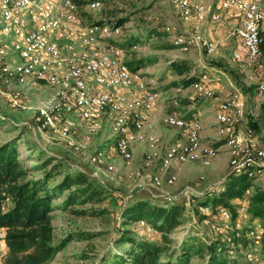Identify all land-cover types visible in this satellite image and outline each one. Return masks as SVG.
Returning a JSON list of instances; mask_svg holds the SVG:
<instances>
[{"label":"built area","instance_id":"1","mask_svg":"<svg viewBox=\"0 0 264 264\" xmlns=\"http://www.w3.org/2000/svg\"><path fill=\"white\" fill-rule=\"evenodd\" d=\"M215 2V1H214ZM168 0L179 26H167L164 32L171 37L176 50L189 53L205 51L208 55L217 49L207 28L223 20L234 21L232 36L239 49L232 59L241 64L240 71L254 66L261 56L264 43V0ZM102 3L89 2L86 13L100 11ZM80 8L72 0H0V93L2 88L18 87L22 90L9 92L7 102L11 109L25 110L22 96L32 87L44 85L51 90L48 98L37 108L35 125L27 129L35 137L46 142L55 140L72 147L74 151L85 149L84 143L95 138L106 126L113 140L112 154L128 167V179L143 183L161 201L166 203L183 200L188 208L194 207L200 214H209L210 207L191 206L192 197L200 191L189 189L178 197L164 193V187H173L175 173L162 178L159 174L145 176V171L158 165L162 173L174 166L199 163L210 166L220 155L221 148L215 142L201 139L202 123L198 114L184 119L177 111L178 99H172L166 111L168 127L186 132L184 142L169 145L163 152L159 139L151 132L150 113L158 106L160 97L145 82L140 71L133 72L127 61L140 50L139 44L119 46L110 43L109 50L100 52L99 42L108 44L122 35V28L112 24H90L75 29L81 20ZM182 25V26H181ZM184 26H188L184 30ZM78 35L79 46L85 51L77 55L71 43ZM64 41L66 43H60ZM255 83L256 93L264 98V69L258 78L248 76ZM220 80L209 73H202L190 86L195 97L204 100L214 95L212 85ZM247 95L239 89L227 93L216 106L217 141H224L229 156V170H245L256 181L264 177V145L254 137L251 128L242 132L245 121ZM264 136V134H263ZM145 145L142 163L132 167L137 145ZM102 152L90 155L88 162L97 173H115ZM132 167V168H130ZM95 173V174H97ZM250 195V190L246 196ZM10 205L8 198L0 203V213ZM237 219L232 221L230 211L220 207L217 211L222 224L209 220L210 226L222 240L232 245L239 239L247 220L246 199L238 202ZM194 222V220H193ZM148 231L152 227L140 223ZM245 258L249 264H264V236L261 231H250ZM7 229L0 226V264L8 256Z\"/></svg>","mask_w":264,"mask_h":264},{"label":"trees","instance_id":"2","mask_svg":"<svg viewBox=\"0 0 264 264\" xmlns=\"http://www.w3.org/2000/svg\"><path fill=\"white\" fill-rule=\"evenodd\" d=\"M72 1L80 8L92 1H103L107 4L111 2ZM115 15L114 8L103 9L98 19L89 17L91 22L88 25L112 24L122 28L126 19L117 18ZM130 41L135 42V37H131ZM134 44L138 43H129L128 46ZM152 45L158 51H173L177 48L173 40L170 43ZM137 54L133 53L127 61V66L133 72L152 68L159 62L156 55L137 58ZM166 64L167 71L176 78L168 85L169 88L187 89L199 77L194 71L195 64L189 59L173 58L167 60ZM252 68L257 69L258 78L261 69H264V43L261 45V56ZM200 101L203 99L197 97L179 100L178 110L184 109V119L187 120L195 114V108L188 112L186 108L191 105L199 106L202 103ZM262 109L264 114V106ZM0 120L3 121L1 117ZM249 126L255 133L260 130L256 122H249ZM21 136L20 132L0 143V203L6 198L10 201L7 210L0 213V226L7 229L8 256L3 264H50L73 240L67 234L55 241L53 213L64 210L77 217L105 215V209L95 207L103 204L110 192L86 173L65 165L49 154H39L36 159H23L15 147V141H19ZM222 145L224 141H219L214 147L219 148ZM30 162L33 165H27ZM248 190L250 195L246 196ZM200 192L192 197L191 206L210 207L209 214H200L194 207L187 208L185 202L166 203L150 198H130L124 202L122 199V205L119 202V217L125 228L117 231L115 242L119 248L125 245L128 248L124 249L123 255L102 258L100 264H249L245 258V252L251 243L248 233L261 231L264 236V186L255 184L245 170H229L214 188ZM243 199H246L248 218L244 222L240 238L233 239L232 245L222 239L208 243L204 239L193 238L190 242L174 246L170 235L185 226L186 214L189 218V213H192L190 221L194 220L195 224L209 220L211 224L219 226L222 221L217 214L218 209L227 208L232 221H235L238 202ZM141 222L152 227L149 235L160 233L159 241L139 235L138 231H143L139 226ZM145 232L147 234V229Z\"/></svg>","mask_w":264,"mask_h":264},{"label":"rangeland","instance_id":"3","mask_svg":"<svg viewBox=\"0 0 264 264\" xmlns=\"http://www.w3.org/2000/svg\"><path fill=\"white\" fill-rule=\"evenodd\" d=\"M101 3L102 6L100 11L90 14L86 13L85 8L83 7L81 20L75 29H81L87 26L91 22V17L93 19H98L103 9L111 10L114 8L116 14L115 17L126 19L125 24L122 27V35L115 39L113 43L115 42L117 45L123 46H128L129 43H138L140 50L137 52V58L153 55H156L159 58V62L155 66L141 70L140 72L148 86L160 95L158 99L159 104L152 112L158 120V126L160 127H158L157 130L155 129V132L152 133L159 139L162 145H165L166 143H168L167 145L174 144V142H171V138H176V136L180 138V136L166 124V111L170 105L169 103L175 98L178 100L182 98L191 100L194 99L195 96L190 87L187 89L168 87V85L175 81L176 78L167 71V60L176 58V56H179L181 53L179 54V52L176 51H158L152 45L153 43H170L171 37L164 32V28L170 25L175 28L180 25L177 22L173 9L169 6L168 0H111L108 4L103 1H101ZM224 24L225 23H223V25ZM131 37H135V42L130 41ZM140 39L143 40L140 41ZM60 43L66 42L60 41ZM71 43L74 44L75 53L77 55H80L85 51V49L81 48L78 44L79 40L77 34ZM99 43H101L98 46L100 52L109 50L110 42L108 44H103L107 43L105 41ZM228 43H230V41L223 40L218 44V47L214 52L216 55L215 60L220 59V66L227 72L230 71L236 77L238 86L245 88L244 81L239 80V76L235 75V71L232 70L236 66L232 63L233 60L230 56L231 49ZM192 55H194L193 51L185 56L192 57ZM202 70L203 69L198 65L195 67L194 71L201 75L200 72H202ZM246 78L248 77L246 76ZM247 87L249 88H245L246 90L254 93L252 86ZM36 88H38L37 91H34ZM2 89L3 90L0 93V117L3 121L0 120V143L17 136L21 132V139L15 141V147L23 159L26 157H33L26 159H36L39 154H49L50 156L61 160L65 165H70V167L86 173L88 176L107 187L110 192L104 203L95 207V209H105L107 211L105 215L98 217L89 215L77 217L64 210H57L53 213L55 241L61 236L67 234L71 235L73 240L56 255L50 264H100L104 257H111L119 254L123 255L124 249H127L128 246L125 245L119 248L115 242L118 235L117 231L125 228V226L121 225L122 221L119 217V202L122 205V199L125 202L127 199L135 198L134 196L140 191V187L144 186L143 183H139L140 181H130L127 177L129 167L120 158L112 154L111 148L113 146V140L109 129L105 126L95 138L84 143L85 149L81 151H74L72 147H67L64 143L55 140L46 142L40 137H35L33 133L27 129V125H35L37 108L41 105L44 99L49 97L51 90L44 85L32 87L25 97L22 96V101L26 105V109L14 110L8 105L7 95L9 92L19 90L22 94V90L18 89V87H3ZM249 101L250 113L248 119L249 117L251 119H256L260 125L259 128L264 131V114L262 109L264 105L263 99L253 96ZM190 109L191 108H186V111L188 112ZM177 111L184 112V109ZM152 113H150V115ZM212 114L213 116H216V110L212 111ZM214 123V131L216 133V121ZM256 134L261 136V132H257ZM28 146L30 147L27 148ZM102 151L108 158L106 161L109 164L114 165L115 173H106L105 175L97 173L95 167L88 162V157L90 155ZM57 153L59 156L63 155L64 158L61 156L60 158ZM220 155H222V150ZM222 156L219 159L221 165H215L214 163H211L208 167L199 163L182 165L183 168L192 167L194 169V178L180 179V177L177 176L175 185L170 187L172 189L164 188L163 192L178 197L180 193L182 194L189 189L202 191L203 189L214 188V186L218 184L219 179L223 178L229 171V161H227L229 158L226 154L223 157ZM135 162H140V156L135 159ZM27 165H33V162H30ZM214 170L216 171L214 176L207 175ZM159 175L162 178H166L167 176L166 173H160ZM201 177L203 179H200ZM209 182L216 183L214 186H205L206 183ZM136 184L142 186L135 187ZM255 184L264 186V177L258 178L255 181ZM199 186H202L203 188L198 190L197 188H199ZM130 195L132 196L130 197ZM179 202L183 203L184 201L179 200ZM57 203L59 202L57 201ZM191 214L192 213H189V218L188 214H186L187 222L185 226L178 228L170 235L174 242V246H178L186 241L190 242L193 238L200 240L204 239L208 243H213L217 239H222L221 236H219L210 226L202 223L195 224L193 220L190 221ZM139 226L141 229L143 228V231H138L137 229L134 230L138 231L140 236H146L153 241H159L160 233L149 235L148 230L146 234V228L144 226H141V224H139ZM135 234L137 233L135 232ZM193 264H201V262H193Z\"/></svg>","mask_w":264,"mask_h":264},{"label":"crops","instance_id":"4","mask_svg":"<svg viewBox=\"0 0 264 264\" xmlns=\"http://www.w3.org/2000/svg\"><path fill=\"white\" fill-rule=\"evenodd\" d=\"M206 1L207 2H214V1H209V0H206ZM214 3H216V1ZM223 23H225V24L223 25ZM235 26H236V23L234 21L223 20L220 23L212 24L207 28V33H208L209 37L217 42L216 43L217 47H218V44L221 43L223 40L230 41V43H228V44L230 45V49H231V54H230L231 58H232L233 52L240 50L239 49V43H237L236 39L232 36V30ZM183 29L187 30L188 26H184ZM173 51L179 52L178 50H173ZM193 52H194V55H192V57L191 56H185L189 53L179 52V54L180 53L181 54L179 56H176V58H186V59L191 60L195 64V67H197L199 65L200 68L203 69L202 72H200V74L209 73L212 76L218 77V79L220 80L218 83H214L212 85L214 95L211 99H208V100L203 99L202 103L199 106L191 105L188 107L191 109L195 108V114L199 115V118L202 122V125H203V130L201 133L202 141L205 143L217 142V135L214 131V127H215L214 117L215 116H213L212 111L216 110L217 104L224 98V96L227 93L231 92L233 89H236V88L241 89L244 92V94L247 95L246 108H245V117L246 118H245L244 123L240 127L241 131L245 132L247 128H250L249 122L258 123V121L256 119H251L250 117L248 119V116L250 113V101L249 100L253 96H256L259 99H263V104H264V98L259 97L257 95L256 89H255V87H256L255 83L254 82L249 83V81L246 78V76L248 77L249 75L256 78L257 69L252 68V67H248V68H246V72L242 73L240 71L241 64L238 62H235L233 59H232L233 62L231 61L236 66L232 69L235 71L234 74L239 76V80L244 81L245 88H249L247 86L253 87L254 93H252L249 90H246L245 88H242L241 86L237 85L236 77L230 71L227 72L223 67L220 66V64H219L220 59L215 60V56H216L215 53L208 55L205 51L193 50ZM37 89L38 88H36L34 91H37ZM181 113L183 114L184 112H181ZM149 120H150V124H151V129L148 132H151V133L155 132V129L157 130L158 127H160V126H158V120L155 118L153 113L150 115ZM171 129H173V128H171ZM173 130L176 132V134H178L180 136V138H178V136H176V138H171L172 139L171 142H174V143L184 142L185 138H186V132L184 130H178V129H173ZM259 132H261V136L257 135L254 132V137L257 138L262 145H264V136H263L264 131L260 128ZM167 144L168 143H166L165 145H161V147H162L161 151L162 152L169 146ZM220 148L222 150V155L224 156L226 154V156H228L227 152H226V147L224 145H222ZM145 151H146L145 145L140 144V145L136 146L135 151H134V160L132 163V167H138L141 165ZM139 154H141V155H139ZM222 155H220L212 163H214L215 165H221L220 164L221 162L219 161V159ZM58 156H59V154H58ZM60 156L64 158L63 155H60ZM139 156H140V162L136 163L135 159H137ZM228 158H229V156H228ZM227 161H229V159H227ZM132 167H130V168H132ZM145 173H144L145 176H148L151 174H160L162 172L159 169L158 165H155L152 169L145 171ZM172 173H175L178 177H180V179L181 178L192 179V178H194V174H195L194 169L192 167L183 168V166H179V167L174 166V167L170 168L169 171L166 173V175L172 174ZM215 173H216V171L214 170L212 172H209L207 175L208 176H210V175L214 176ZM223 178H221V179H223ZM200 179H203V178L201 177ZM221 179H219V181ZM215 183L216 182H214V183L209 182V183H206L205 186H207V187L212 186V185H215ZM136 186L138 187V186H142V185L136 184L135 187ZM143 186H144V184H143ZM259 186H262V185H259ZM164 188L166 189L168 187L165 186ZM202 188H203L202 186H199V188H197V189L200 190ZM168 189H172V188H168ZM134 197L135 198H150L153 200H160L161 201L160 198L153 197V194L145 186L140 187V191L137 192L136 196H134Z\"/></svg>","mask_w":264,"mask_h":264},{"label":"water","instance_id":"5","mask_svg":"<svg viewBox=\"0 0 264 264\" xmlns=\"http://www.w3.org/2000/svg\"><path fill=\"white\" fill-rule=\"evenodd\" d=\"M152 193V192H151ZM153 194V197H155V198H158L157 197V195L155 194V193H152ZM132 195H130V197H131Z\"/></svg>","mask_w":264,"mask_h":264}]
</instances>
